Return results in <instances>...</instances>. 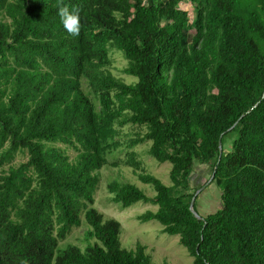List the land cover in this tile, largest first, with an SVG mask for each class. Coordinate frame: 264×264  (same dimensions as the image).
Returning a JSON list of instances; mask_svg holds the SVG:
<instances>
[{
	"label": "trees",
	"instance_id": "16d2710c",
	"mask_svg": "<svg viewBox=\"0 0 264 264\" xmlns=\"http://www.w3.org/2000/svg\"><path fill=\"white\" fill-rule=\"evenodd\" d=\"M182 1L0 0V264H154L142 244L121 247L120 223L91 205L126 123L145 128L126 146L150 140L170 184L131 150L154 194L112 180L111 200L156 205L137 219L177 235L193 264H264V0H186L192 18ZM62 7L79 11L78 35ZM110 49L133 82L110 72ZM195 164L220 189L200 218L188 208ZM82 219L85 246H61Z\"/></svg>",
	"mask_w": 264,
	"mask_h": 264
},
{
	"label": "rangeland",
	"instance_id": "374dc122",
	"mask_svg": "<svg viewBox=\"0 0 264 264\" xmlns=\"http://www.w3.org/2000/svg\"><path fill=\"white\" fill-rule=\"evenodd\" d=\"M178 7L186 10L189 18L194 16L192 5L186 0L180 2ZM111 64L108 67L110 72L120 77L125 82H133L135 77L122 72L126 64V59L122 53L116 49H110ZM84 90L95 101L87 85L83 84ZM119 128V135L116 141L120 144L116 149L108 153L107 162L98 171L99 181L94 191L93 207L100 212L104 218H113L120 223L119 242L121 247L126 249L134 248L136 243L145 247L144 252L149 255L154 264H193L192 257L184 246L178 242L177 235H170L162 231V225L155 219L139 221L137 215L146 210L154 211L157 206L150 202L136 201L127 207H121L118 203L111 200L112 193L107 189L112 180L118 182H129L140 188L146 195L152 196L154 190L148 183L140 181L133 167L127 164L128 152L134 151L135 159L140 162L144 172L152 174L159 178L163 183L170 184L168 161L158 162L148 153L151 141L145 140L137 143L132 148L126 146V140L134 138L135 134H143L145 128L142 125L126 123ZM68 156L73 159L76 150L70 147L62 146ZM24 153H18L11 164H17L24 161ZM4 165L2 168H6ZM1 169V168H0ZM192 174L193 184H199L200 189L196 199L195 209L200 216H204L215 211L220 206V189L215 183H205L209 171L205 164H195ZM205 183V184H204ZM196 189V190H197ZM82 218V215H81ZM88 225L82 219L81 224L73 226L66 237L60 242L61 246L66 244H75L83 248L87 241L84 239V232ZM93 239H90V242Z\"/></svg>",
	"mask_w": 264,
	"mask_h": 264
},
{
	"label": "clouds",
	"instance_id": "9594fccd",
	"mask_svg": "<svg viewBox=\"0 0 264 264\" xmlns=\"http://www.w3.org/2000/svg\"><path fill=\"white\" fill-rule=\"evenodd\" d=\"M62 22L69 33L78 35L80 31V17L78 10H69L67 7H62L59 10Z\"/></svg>",
	"mask_w": 264,
	"mask_h": 264
},
{
	"label": "water",
	"instance_id": "95a60500",
	"mask_svg": "<svg viewBox=\"0 0 264 264\" xmlns=\"http://www.w3.org/2000/svg\"><path fill=\"white\" fill-rule=\"evenodd\" d=\"M235 123H236V122H234V124H233L232 126H230L228 129H231V128L235 125ZM218 147H219V149H221L220 140L218 141ZM212 176H213V173H212L211 176L209 177L208 182L211 180ZM199 191H200V189L195 190L193 196H192L191 199H190L189 206H188L189 211H190V212H191L196 218H200V215H199V214L196 212V210L193 208V204H194L195 197H196V195L199 193Z\"/></svg>",
	"mask_w": 264,
	"mask_h": 264
}]
</instances>
